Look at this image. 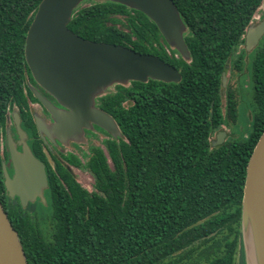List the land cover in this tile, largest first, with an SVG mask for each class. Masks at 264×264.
I'll return each instance as SVG.
<instances>
[{"label":"trees","instance_id":"obj_1","mask_svg":"<svg viewBox=\"0 0 264 264\" xmlns=\"http://www.w3.org/2000/svg\"><path fill=\"white\" fill-rule=\"evenodd\" d=\"M41 1L0 0V201L28 263L246 264L242 200L264 131V38L250 65L248 133L215 148L211 138L224 126L237 134L242 95L232 77L245 71L246 51H238L264 0H173L188 27L190 62L137 10L92 0L78 8L68 25L75 34L159 56L182 80L131 82L103 97L123 135L108 143L113 167L97 148L86 166L76 163L93 175V191L61 168L46 203L24 209L5 188L2 132L9 106L25 100V40Z\"/></svg>","mask_w":264,"mask_h":264},{"label":"water","instance_id":"obj_2","mask_svg":"<svg viewBox=\"0 0 264 264\" xmlns=\"http://www.w3.org/2000/svg\"><path fill=\"white\" fill-rule=\"evenodd\" d=\"M86 1L42 0L27 32L26 63L35 81L64 107H56L34 91L52 115L51 124L37 118L40 133L51 140H76L83 129L92 124L114 139L121 138L123 135L116 120L96 107L98 97L117 84L128 86L131 82L150 80L180 83L182 80L180 71L159 56L136 52L122 45L89 41L70 30L68 25L75 11ZM92 1L118 3L145 14L156 24L167 44L185 61H191L185 40L188 27L173 0ZM263 37L264 18L252 21L244 35L246 53L255 51ZM222 85L224 89L228 86L226 72ZM226 137L225 130L218 131L212 147L222 146ZM9 145L13 176L3 162L9 198H18L24 209L38 200L46 203L49 182L45 164L28 147L20 153L11 140ZM241 227L246 264H264V131L247 165ZM0 264H29L18 231L1 201Z\"/></svg>","mask_w":264,"mask_h":264},{"label":"flooded vegetation","instance_id":"obj_3","mask_svg":"<svg viewBox=\"0 0 264 264\" xmlns=\"http://www.w3.org/2000/svg\"><path fill=\"white\" fill-rule=\"evenodd\" d=\"M171 50L176 51L173 48ZM175 56L179 58L181 55L176 51ZM27 68L30 73L26 74L25 100L19 104L12 103L9 106L6 123L2 132L1 151L5 158L4 162L6 163L8 172L13 176L14 170L9 145L11 140L18 152L22 153L26 146L36 158L45 164L48 182L51 176L59 174L58 171L61 168L68 170L77 179L75 172L85 174V172L89 171L77 166L76 163L86 166L92 156L93 150L104 145L108 151V143L114 140V138L95 124H92L89 128H84L76 140L69 139L61 142L56 138L51 140L45 134L42 135L37 125V118L46 124L53 123V119L48 108L38 99L34 91L56 107L61 109H64V107L35 81L31 70L29 67ZM118 86L117 84L109 87L105 94L98 97L96 99V107L106 112L102 107L101 99L114 93ZM91 177L94 179L92 174Z\"/></svg>","mask_w":264,"mask_h":264},{"label":"rangeland","instance_id":"obj_4","mask_svg":"<svg viewBox=\"0 0 264 264\" xmlns=\"http://www.w3.org/2000/svg\"><path fill=\"white\" fill-rule=\"evenodd\" d=\"M92 3V1H87L85 4ZM257 16V17H256ZM260 17V18H259ZM264 17V4L260 9L257 11L255 18L253 21H260ZM259 18V19H258ZM244 49V46L240 48L238 51V54L240 53L241 50ZM254 51L250 53H246L245 55V68H244V73L242 75H235L232 77V84L233 87L241 89V95H242V101L240 103L239 107V123L240 126L237 128V134L234 135L232 128L224 126L222 130H225L227 133L226 140L228 138H231L233 136L238 137L239 135H246L249 131L250 127V120H251V108L249 104V91L251 89V76H250V65L253 59ZM216 133L213 134L212 140H215ZM211 140V142H212ZM106 156L109 159V164L111 167H113V164L111 162L109 153L107 149L104 147V145L99 146ZM77 176V180L79 183L85 188L88 189L89 191L94 190V179L91 177V174L89 172H85V174H82L80 172H75ZM39 201V200H38ZM36 203V202H35ZM31 213H34V210H31ZM237 264H240V258L237 260Z\"/></svg>","mask_w":264,"mask_h":264},{"label":"bare ground","instance_id":"obj_5","mask_svg":"<svg viewBox=\"0 0 264 264\" xmlns=\"http://www.w3.org/2000/svg\"><path fill=\"white\" fill-rule=\"evenodd\" d=\"M259 18H260V17H259ZM259 18H258V19H259Z\"/></svg>","mask_w":264,"mask_h":264}]
</instances>
